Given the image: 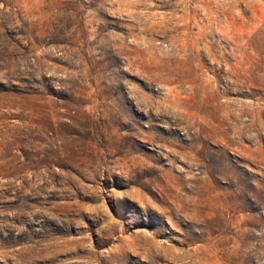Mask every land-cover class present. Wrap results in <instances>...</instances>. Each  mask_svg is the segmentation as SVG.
<instances>
[{
	"label": "rangeland",
	"instance_id": "rangeland-1",
	"mask_svg": "<svg viewBox=\"0 0 264 264\" xmlns=\"http://www.w3.org/2000/svg\"><path fill=\"white\" fill-rule=\"evenodd\" d=\"M0 264H264V0H0Z\"/></svg>",
	"mask_w": 264,
	"mask_h": 264
},
{
	"label": "bare ground",
	"instance_id": "bare-ground-1",
	"mask_svg": "<svg viewBox=\"0 0 264 264\" xmlns=\"http://www.w3.org/2000/svg\"><path fill=\"white\" fill-rule=\"evenodd\" d=\"M199 224V223H198Z\"/></svg>",
	"mask_w": 264,
	"mask_h": 264
}]
</instances>
